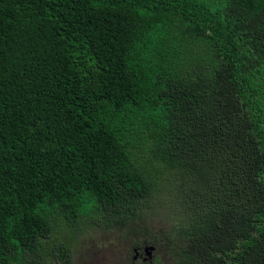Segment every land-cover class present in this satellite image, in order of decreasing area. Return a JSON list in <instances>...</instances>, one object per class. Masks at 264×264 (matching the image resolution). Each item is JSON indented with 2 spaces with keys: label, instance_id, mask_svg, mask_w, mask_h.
Listing matches in <instances>:
<instances>
[{
  "label": "trees",
  "instance_id": "16d2710c",
  "mask_svg": "<svg viewBox=\"0 0 264 264\" xmlns=\"http://www.w3.org/2000/svg\"><path fill=\"white\" fill-rule=\"evenodd\" d=\"M97 224L264 264V0H0V264Z\"/></svg>",
  "mask_w": 264,
  "mask_h": 264
},
{
  "label": "rangeland",
  "instance_id": "374dc122",
  "mask_svg": "<svg viewBox=\"0 0 264 264\" xmlns=\"http://www.w3.org/2000/svg\"><path fill=\"white\" fill-rule=\"evenodd\" d=\"M67 232L65 228L58 232L56 227L54 237L47 244V251L52 250V256L58 255L57 246L68 238ZM131 237L132 235L123 234L121 230L105 231L100 224L93 227L87 225L79 229L76 241H71L73 243L63 260L50 256L45 261L48 264H133L129 244Z\"/></svg>",
  "mask_w": 264,
  "mask_h": 264
},
{
  "label": "flooded vegetation",
  "instance_id": "af4514ba",
  "mask_svg": "<svg viewBox=\"0 0 264 264\" xmlns=\"http://www.w3.org/2000/svg\"><path fill=\"white\" fill-rule=\"evenodd\" d=\"M154 247V246H152ZM144 248L145 247H141V248H137V250L133 253V256H132V262L133 264H147L150 262V260H152V257H153V254H154V250L152 251V254H151V258L148 259L144 253Z\"/></svg>",
  "mask_w": 264,
  "mask_h": 264
},
{
  "label": "water",
  "instance_id": "95a60500",
  "mask_svg": "<svg viewBox=\"0 0 264 264\" xmlns=\"http://www.w3.org/2000/svg\"><path fill=\"white\" fill-rule=\"evenodd\" d=\"M154 250V247H152V246H148V247H145L144 248V253H145V255H146V257L148 258V259H150L151 258V254H152V251ZM136 251V250H135ZM134 251V252H135Z\"/></svg>",
  "mask_w": 264,
  "mask_h": 264
}]
</instances>
